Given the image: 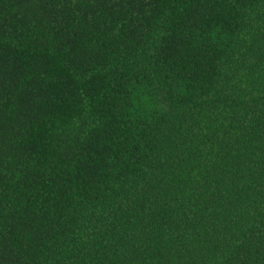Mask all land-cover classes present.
Returning <instances> with one entry per match:
<instances>
[{
  "label": "trees",
  "instance_id": "obj_1",
  "mask_svg": "<svg viewBox=\"0 0 264 264\" xmlns=\"http://www.w3.org/2000/svg\"><path fill=\"white\" fill-rule=\"evenodd\" d=\"M0 264H264V0H0Z\"/></svg>",
  "mask_w": 264,
  "mask_h": 264
}]
</instances>
